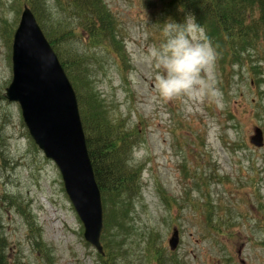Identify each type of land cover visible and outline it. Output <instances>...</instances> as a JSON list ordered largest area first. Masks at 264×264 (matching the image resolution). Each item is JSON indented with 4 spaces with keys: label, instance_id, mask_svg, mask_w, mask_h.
Segmentation results:
<instances>
[{
    "label": "rangeland",
    "instance_id": "1",
    "mask_svg": "<svg viewBox=\"0 0 264 264\" xmlns=\"http://www.w3.org/2000/svg\"><path fill=\"white\" fill-rule=\"evenodd\" d=\"M103 1L117 16L127 55L113 43L91 44L80 19L69 30L81 38L83 57L92 58L96 92L134 134L132 204H122L123 214L117 201L103 203L105 236H116L112 249L125 256L106 261L85 240L59 168L33 144L19 104L5 98L11 41L26 0H0V230L9 254L26 264H161L158 252L163 264H264V147L250 142L255 127L264 130V81L254 82L237 66L226 92L216 58L222 110L209 101H164L153 87L154 65L142 60L160 41L155 0ZM126 56L122 76L119 62ZM134 147H143L139 160L132 158ZM175 229L180 243L171 251Z\"/></svg>",
    "mask_w": 264,
    "mask_h": 264
},
{
    "label": "trees",
    "instance_id": "2",
    "mask_svg": "<svg viewBox=\"0 0 264 264\" xmlns=\"http://www.w3.org/2000/svg\"><path fill=\"white\" fill-rule=\"evenodd\" d=\"M26 2L45 29L77 92L87 145L104 205L109 199L117 201L119 211L124 214L127 206L122 204H132L137 187L129 165V149L134 145V134L125 127L126 120L117 118L96 92L95 67L90 63L92 58L83 57L82 48L76 42L81 38L69 30L70 22L80 19V27L91 44L113 43L124 57L126 53L122 47L117 17L103 0H55L54 4L50 0ZM155 4L161 29L167 19L180 21L186 12L196 16L216 51L217 64L222 66L220 71L226 74L222 83L226 92L236 82L237 66L251 72L254 82L264 81L259 74L264 67V0H155ZM121 61L123 76L128 67L127 56ZM209 212L211 215V210ZM117 219L121 220V216L118 215ZM34 226L31 229L37 233ZM219 230L225 229L221 227ZM105 235L103 233L102 238L106 250L102 258L111 262L119 249H112L116 236ZM40 242L35 238L36 246L40 247ZM8 250L7 239L0 230V264H26L18 256L13 258ZM156 259L164 263L162 253H156Z\"/></svg>",
    "mask_w": 264,
    "mask_h": 264
},
{
    "label": "water",
    "instance_id": "3",
    "mask_svg": "<svg viewBox=\"0 0 264 264\" xmlns=\"http://www.w3.org/2000/svg\"><path fill=\"white\" fill-rule=\"evenodd\" d=\"M13 81L7 97L18 101L24 120L47 157L59 165L67 193L85 226V238L103 252V205L80 117L75 90L32 10L26 6L13 45ZM254 145L264 144L255 129ZM179 234L174 232V250Z\"/></svg>",
    "mask_w": 264,
    "mask_h": 264
},
{
    "label": "clouds",
    "instance_id": "4",
    "mask_svg": "<svg viewBox=\"0 0 264 264\" xmlns=\"http://www.w3.org/2000/svg\"><path fill=\"white\" fill-rule=\"evenodd\" d=\"M216 58L196 16L186 12L180 21L172 18L163 23L158 45L151 46L142 60L154 65L153 87L162 100L184 98L189 106L209 101L222 110L223 93L215 82ZM131 155L139 160L144 155L143 147H134Z\"/></svg>",
    "mask_w": 264,
    "mask_h": 264
}]
</instances>
